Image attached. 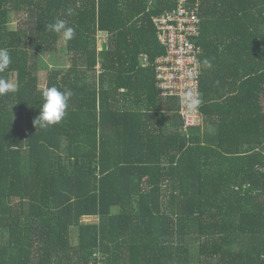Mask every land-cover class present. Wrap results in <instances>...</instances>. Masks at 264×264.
<instances>
[{"label":"trees","instance_id":"16d2710c","mask_svg":"<svg viewBox=\"0 0 264 264\" xmlns=\"http://www.w3.org/2000/svg\"><path fill=\"white\" fill-rule=\"evenodd\" d=\"M178 1L0 0V79L17 78L0 95V264H264V0H185L204 116L186 131L154 80L153 19ZM52 86L67 114L35 127Z\"/></svg>","mask_w":264,"mask_h":264},{"label":"built area","instance_id":"2783aa9c","mask_svg":"<svg viewBox=\"0 0 264 264\" xmlns=\"http://www.w3.org/2000/svg\"><path fill=\"white\" fill-rule=\"evenodd\" d=\"M158 43L165 54L154 63L155 89L160 99L176 100L178 115L186 131L200 128L204 116L200 104L196 110H188L180 100L189 93L200 100L201 48L197 44L201 30L199 6L188 7L185 0H179L176 8L153 19ZM145 66L148 59L145 58ZM264 174V168L261 169Z\"/></svg>","mask_w":264,"mask_h":264},{"label":"clouds","instance_id":"9594fccd","mask_svg":"<svg viewBox=\"0 0 264 264\" xmlns=\"http://www.w3.org/2000/svg\"><path fill=\"white\" fill-rule=\"evenodd\" d=\"M72 10H68V14H71ZM47 29L55 33H63V38L71 40L75 36V30L73 27H68L64 20H57L55 23L48 24ZM11 64V56L9 50L6 48H0V72H3ZM12 90L6 80L0 79V95L6 94ZM43 103L40 106L38 116L33 120L34 126H39L42 129H46L50 126L59 124L66 116V110L68 108V101L72 96L70 90L61 91L57 87L52 86L42 91ZM180 103L186 105L188 110L194 111L200 104V100L194 98L192 94L184 96Z\"/></svg>","mask_w":264,"mask_h":264},{"label":"rangeland","instance_id":"374dc122","mask_svg":"<svg viewBox=\"0 0 264 264\" xmlns=\"http://www.w3.org/2000/svg\"><path fill=\"white\" fill-rule=\"evenodd\" d=\"M13 26L15 27V25H13ZM100 37H102V36H99L98 37L99 38L98 42H99V44H102L103 43V38H100ZM104 41H105V39H104ZM60 60H61V58H58V61H60ZM44 62L45 63H43V66L44 65H47V64L49 66L51 65L50 69L53 68V67H55V64H58L54 60H52L51 57H46L44 59ZM43 66H40L39 76L41 77V87L42 88H45V85H46V73H44V67ZM16 80H17L16 75H13V81H11V83H13L12 86H13L14 89L17 88ZM263 104H264V100H263ZM84 221L85 222H95L96 219L95 218H87V219H84Z\"/></svg>","mask_w":264,"mask_h":264},{"label":"crops","instance_id":"0c3cea01","mask_svg":"<svg viewBox=\"0 0 264 264\" xmlns=\"http://www.w3.org/2000/svg\"><path fill=\"white\" fill-rule=\"evenodd\" d=\"M102 37L100 38H103V41L104 39L106 40V36L105 34L103 35H100ZM48 65V64H47ZM49 66V65H48ZM51 67V65L49 66ZM47 83V81H46ZM46 86V85H45ZM170 114L167 115V117L169 116ZM209 121H211V123H213V126H205L203 128V134H204V138L205 139H209V140H217L218 138V131H217V125L219 124V118L218 117H215V116H212L211 118H209Z\"/></svg>","mask_w":264,"mask_h":264}]
</instances>
